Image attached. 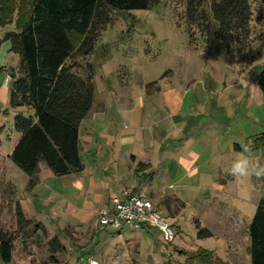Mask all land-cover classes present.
<instances>
[{"label":"rangeland","instance_id":"rangeland-1","mask_svg":"<svg viewBox=\"0 0 264 264\" xmlns=\"http://www.w3.org/2000/svg\"><path fill=\"white\" fill-rule=\"evenodd\" d=\"M184 1L160 0L151 10L113 13L95 53L84 63L78 60L82 65L91 64L95 71L96 98L100 100L94 112L101 108V99H120L124 95L131 98L141 88L152 104L149 109L143 107L141 113L135 111L132 123L125 124L127 127L122 123L109 127L105 121L96 124L91 148L90 136L83 133L80 149L85 169L80 174L56 177L41 163L29 177L11 162L9 156L20 139L14 119L28 111L10 107L13 81L9 86L5 82L7 77L12 78L13 71L17 73L19 57L9 51L8 43L1 46L0 184L2 188L9 186L15 190L13 198L30 222L21 231L11 264H186L188 257L200 251L209 253L220 264H251L249 226L260 203L264 178L237 179L229 174V168L242 145L254 149L255 137L264 132L263 96L257 87L264 72V46L257 40L244 56L215 57L207 51L198 33L193 38L187 33ZM263 6L262 1L253 0L254 36L264 31ZM12 20L15 22L16 17ZM9 30H14L13 24L0 28V41ZM99 88L103 89V96L98 95ZM168 94L180 100L179 110L171 115L180 133L199 128L209 136L218 135L222 155L213 160L218 170L215 172L213 166L206 170L214 177L202 179V186L189 179L178 185L160 173L151 186L155 172L147 164L140 169L135 167L139 177L148 179L141 191L151 199L154 213L164 226L153 223L143 229H124L120 234L106 232L98 222V215L119 193L116 195L110 189L111 181L105 172L110 168L126 170L125 160H130L134 150L126 148L127 142L122 154L110 149H114L115 141V149H119L117 143L123 132L135 134L138 150L148 147L147 134L155 135V131L146 132L145 127L152 128L153 124L150 119L144 124V114H154V97H159L156 101L163 104ZM113 109L109 108L110 113ZM162 111L169 112L165 106ZM180 113L188 116L189 121L180 117ZM109 120L112 123L111 116ZM89 122L85 123L90 125ZM169 125L165 122V128ZM109 130L120 134L111 141L105 138ZM188 141L201 147L207 145L206 135ZM235 145L239 151H235ZM102 149L104 154L98 155ZM108 154L115 155V159L109 156V161H103ZM254 154L264 163L257 151ZM189 157L186 154L185 162L191 164ZM185 173L181 171L180 175ZM171 186H176L174 190L187 203L183 208L174 203L170 209L164 205L168 197L177 196L170 191ZM6 212L0 217V226L13 229L12 216ZM203 229L202 234L209 236L199 239Z\"/></svg>","mask_w":264,"mask_h":264},{"label":"trees","instance_id":"trees-1","mask_svg":"<svg viewBox=\"0 0 264 264\" xmlns=\"http://www.w3.org/2000/svg\"><path fill=\"white\" fill-rule=\"evenodd\" d=\"M260 1L264 4L256 0ZM159 4L160 0H0V28L14 25L0 41V49L8 43L9 51L19 57L18 71L12 72L10 107L28 111L14 119L20 135L9 156L14 165L29 177L41 163L56 177L84 171L80 127L93 108L95 71L78 60L84 63L95 53L113 13L147 11ZM183 5L190 38L198 33L215 57L244 56L257 40L264 46V31L257 36L252 31L253 0H185ZM261 13L264 16V6ZM257 87L264 106V72ZM254 141L253 151L264 162V132ZM239 150L235 145V151ZM14 193L12 187L0 184V217L7 211L13 219V229L0 226V264L13 262L21 231L30 226ZM166 201L168 209L173 203L185 206L177 197ZM204 232L200 230L199 239L209 236ZM249 241L251 264H264V189L249 226ZM186 264L220 261L200 251L188 257Z\"/></svg>","mask_w":264,"mask_h":264},{"label":"crops","instance_id":"crops-1","mask_svg":"<svg viewBox=\"0 0 264 264\" xmlns=\"http://www.w3.org/2000/svg\"><path fill=\"white\" fill-rule=\"evenodd\" d=\"M144 91L142 88L140 89L137 94L133 93L131 95V98H128V96L124 95L123 98H104L101 99V108L99 111L94 112L95 107H97V103L99 102L100 98H96V92H95V99L93 108L88 115V117L82 122L80 127V148H81V141H82V134L86 133L90 136V148L94 145V139L96 138V124L103 123L105 121L109 127H115L117 124H121L122 126L127 127L125 124H131L132 123V117L135 111L138 110V112L141 113V110L143 107H149L152 106V104L148 103V99L145 97ZM99 96H103L104 92L103 89L99 88L98 91ZM129 93V92H126ZM122 99V100H121ZM129 99V100H128ZM155 99V112L154 114H144V124L146 120L150 119L152 121V128L151 126L148 128L145 127V130L155 131V135H152L151 133L148 135V147H144L142 150H138L136 138L134 137L135 134H129L122 133L120 137V142H118L119 149H115L116 147V141L114 142V149L110 151H118L120 154H122V151L124 150L122 147L126 145L127 142V149L131 151V158L130 160H125V169L124 171L119 172V168L111 169L109 172L106 173V177L110 179L109 187L114 192V194H118L120 190L125 189H131V191H140L142 187L147 185L148 179L146 177H139L137 173H135V167L142 166V164L149 165V169L151 172H155L154 175L151 177V186L155 184V180L157 179V175L160 173L163 175V177L167 178L168 180L175 182L178 185H183L184 181L186 179L189 180H196L198 184L201 185L202 179L206 178H213L214 175L211 173L206 172V170L213 169L211 166L215 168V172L218 170L217 166L213 164V160L216 161L219 156L221 157L220 153V147L217 145V141L219 139L218 135L213 136L211 133V136L206 134L205 132H202L199 130V128L193 132L188 131L180 133L176 127L178 123L174 120H172L171 115L175 114L179 108L178 104L180 100L174 99L170 94L165 96V102L160 104L158 101L159 97H154ZM137 101V103H136ZM100 105V104H98ZM114 107L113 111L110 113L109 108ZM162 106H165L169 112L165 113L162 111ZM108 113L109 115L105 114ZM117 115V117H116ZM112 117L113 121H108V119ZM180 117H185L187 121H189L188 116H184L180 113ZM89 122L90 125H88L85 122ZM165 122H168L169 127L165 128ZM117 123V124H116ZM144 124L140 127V129L143 128ZM88 125V127H84ZM132 126V125H131ZM211 126H207V128H210ZM132 130L133 127H132ZM116 131V130H115ZM108 133H111L112 136H109ZM118 132H113L112 130H109L107 133H105V138L111 140V138H117L119 136ZM206 135L207 137V145L206 146H200L195 144L190 140V138L197 140L198 138H201V136ZM183 137V138H181ZM126 139V141H125ZM100 140V139H99ZM97 140V142L99 141ZM112 141V140H111ZM125 141V143H123ZM139 143H142V140H139ZM136 144V145H135ZM161 146V147H160ZM167 146V147H166ZM152 147H154L152 149ZM159 147V148H158ZM90 152V149L88 150ZM81 149H80V155H81ZM104 151L101 150L98 155H103ZM160 159V156H162ZM186 154H188L190 157L188 161L191 163L185 162ZM89 155H92V153H89ZM118 155V154H117ZM109 156L112 159H115V155H105L103 157V161H109ZM82 159V157H81ZM102 160V159H101ZM117 160V159H116ZM133 165V166H132ZM119 169V170H118ZM123 169V168H122ZM134 170V171H133ZM183 171L185 173L184 175H180V172ZM134 174V175H133ZM188 176V177H187ZM147 180V181H146ZM213 181V180H212ZM98 185V184H97ZM128 185V188L118 189V187ZM196 186V185H191ZM202 186V185H201ZM176 186H171L170 191H175L174 188ZM199 187H197L198 189ZM177 195L176 197L180 199L184 204H187L182 199L183 197H179V194L176 193V191L173 193ZM171 195V194H170ZM110 200V199H109ZM111 201V200H110ZM111 204L108 203L103 209L109 207ZM101 211V210H100ZM106 231V230H104ZM110 232V231H106Z\"/></svg>","mask_w":264,"mask_h":264},{"label":"built area","instance_id":"built-area-1","mask_svg":"<svg viewBox=\"0 0 264 264\" xmlns=\"http://www.w3.org/2000/svg\"><path fill=\"white\" fill-rule=\"evenodd\" d=\"M12 78H6L9 86ZM111 205L99 212L98 222L102 228L121 233L124 229H143L150 224L164 226L155 215L151 199L144 191L121 190L111 199Z\"/></svg>","mask_w":264,"mask_h":264},{"label":"clouds","instance_id":"clouds-1","mask_svg":"<svg viewBox=\"0 0 264 264\" xmlns=\"http://www.w3.org/2000/svg\"><path fill=\"white\" fill-rule=\"evenodd\" d=\"M229 174L237 179L251 176L264 178V163L254 154L252 147L242 145V151L231 163Z\"/></svg>","mask_w":264,"mask_h":264}]
</instances>
